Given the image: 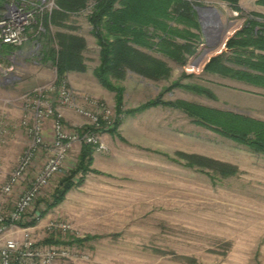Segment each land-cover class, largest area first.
I'll list each match as a JSON object with an SVG mask.
<instances>
[{"label": "rangeland", "instance_id": "374dc122", "mask_svg": "<svg viewBox=\"0 0 264 264\" xmlns=\"http://www.w3.org/2000/svg\"><path fill=\"white\" fill-rule=\"evenodd\" d=\"M52 1L45 0L41 10L33 8V22L24 43L0 54V121L4 120L2 112L13 107L19 110V117L5 120L18 123L22 104L17 99L55 79V62L42 55L50 46L45 40L44 19L55 8L49 10ZM196 1L199 6H213L219 11V25L223 29L228 26L218 48L197 67L191 65L207 48L200 29L202 43L184 66L144 50L168 65L169 76L152 81L127 71L119 78L109 77L111 90L93 75L99 65V47L87 17L94 0H87L84 10L65 21L73 30L49 27L50 37L63 32L85 40L81 52L85 71L67 72L64 80L78 104L98 116L107 109L112 124L98 130L106 146L104 152H96L101 156L95 167L100 174H87L81 187L73 188L68 199L47 211L30 230L41 244L51 238L59 243L45 245H67L84 254L85 259L75 264H264V153L196 125L181 109L164 105L183 101L264 122L263 88L203 72L208 60L225 50V42L241 28L257 0L254 6L252 0L238 1L240 12L224 1ZM12 86L16 90L8 93L6 89ZM49 98L54 101L53 95ZM156 99L163 104L136 111ZM90 100L96 106L84 104ZM53 105L68 129L86 126V119L71 109L56 102ZM11 123H5L6 139L0 142V186L29 140L21 127L12 129ZM49 128L47 124L46 141ZM75 146L66 162L68 173L77 162L80 144ZM183 154L212 159L230 168L220 173L197 164L188 166ZM102 161L109 167L102 166ZM66 175L58 174L47 185L35 203L37 211L45 209L44 202ZM13 201L14 196L0 195V210H10ZM31 214H26L24 222L31 220ZM52 221L64 222L69 229L50 232L46 226ZM86 235L95 239L81 246L68 243Z\"/></svg>", "mask_w": 264, "mask_h": 264}, {"label": "trees", "instance_id": "16d2710c", "mask_svg": "<svg viewBox=\"0 0 264 264\" xmlns=\"http://www.w3.org/2000/svg\"><path fill=\"white\" fill-rule=\"evenodd\" d=\"M220 1L227 2L235 11H241L239 0ZM53 2L55 8L44 19L45 40L50 46L42 55L55 62L56 79L60 81L64 80L67 72L85 71L81 52L86 42L80 36L63 32H56L50 37L49 27L73 30L65 21L70 15L84 10L87 0ZM256 4L264 6V0H257ZM199 5L196 0H94L87 21L99 47V65L93 70L99 84L111 90L113 87L109 77L119 78L127 71L152 81L167 78L170 74L168 65L144 50L159 53L184 66L202 43L195 11ZM0 49L1 54L14 47L1 45ZM203 72L264 89V15L249 12L241 28L225 42V50L211 57L204 65ZM174 85L177 86V83ZM206 94L213 97L208 92ZM117 103H120V98H117ZM159 104L163 103L156 99L136 111ZM164 105L181 109L196 125L209 128L253 152L264 153V122L183 101ZM93 152L90 145L82 143L75 167L58 181L50 200L44 202L45 209L37 212L38 219L19 223L18 226H35L47 211L63 202L71 189L81 186L87 174H100L91 168ZM183 155L189 160L188 166L197 164L220 173L230 168L205 157ZM93 239L95 236L86 235L72 238L68 243L81 246ZM44 243L59 242L49 238Z\"/></svg>", "mask_w": 264, "mask_h": 264}, {"label": "built area", "instance_id": "2783aa9c", "mask_svg": "<svg viewBox=\"0 0 264 264\" xmlns=\"http://www.w3.org/2000/svg\"><path fill=\"white\" fill-rule=\"evenodd\" d=\"M45 0H0V45L20 47L25 41L27 29L33 22L35 11ZM49 10L54 2L49 3ZM36 10V9H35ZM86 119L83 128L68 129L62 114L49 98ZM22 116L12 129L21 127L28 143L15 167L0 186V195L14 196L13 206L7 212L0 210V264H75L85 259L84 254L67 245H45L36 241L32 227H20L26 214L38 219L35 207L47 185L57 176L66 175L69 152L76 144L90 145L94 152H104L106 146L98 135L101 126H111L110 112L102 109L98 116L75 101L73 90L65 80L55 79L42 87L21 95ZM96 106V102H84ZM89 106V107H91ZM49 124L50 139H45V126ZM0 121V142L5 141L7 127ZM104 127V128H105ZM40 160H36L37 156ZM50 232L65 233L69 226L52 221L46 226Z\"/></svg>", "mask_w": 264, "mask_h": 264}, {"label": "water", "instance_id": "95a60500", "mask_svg": "<svg viewBox=\"0 0 264 264\" xmlns=\"http://www.w3.org/2000/svg\"><path fill=\"white\" fill-rule=\"evenodd\" d=\"M195 11L202 35L205 38V45L207 47L192 62L191 65L197 67L204 56L212 53L218 48L221 44V38L225 35L228 26H224L221 36H219V30L217 28V24L220 22L219 11L213 6H196ZM213 28L215 29L214 31ZM211 38L214 39L212 40Z\"/></svg>", "mask_w": 264, "mask_h": 264}, {"label": "crops", "instance_id": "0c3cea01", "mask_svg": "<svg viewBox=\"0 0 264 264\" xmlns=\"http://www.w3.org/2000/svg\"><path fill=\"white\" fill-rule=\"evenodd\" d=\"M240 2H241V0H239ZM254 2H255V0H252V4H253V6H254ZM249 12H254V13H258V14H264V7H262V6H259V5H257L256 7H254V8H251L250 10H249ZM16 86H12L11 88H7L6 90H8V93H12V92H14L15 90H16V88H15ZM11 91V92H10ZM5 109V108H4ZM66 110H68V109H66ZM66 112V111H65ZM69 112H70V110H69ZM2 114H3V122L4 123H11V121L9 120H5V119H11L12 121L13 120H16L19 116V110H18V112L15 110V108H10V109H5L3 112H2ZM67 114V113H66ZM68 115V114H67ZM11 124H13V123H11ZM15 141V142H14ZM18 141V139H12V142H14V143H16ZM11 142V143H12ZM76 147V146H75ZM75 147H74V149H75ZM4 148V147H3ZM73 149V150H74ZM79 151H80V147L78 148V154H79ZM0 155H2V154H0ZM77 157H78V155H77ZM92 157H93V162H92V166H91V168H93V169H95V170H97V168H95V167H97L96 166V163L98 162V161H100V158H101V156H100V154H98V153H96V152H93V154H92ZM18 158H19V156L18 157H16L14 160H18ZM0 160H3L2 158H0ZM36 160L38 161V160H40V156L38 155L37 156V158H36ZM16 163H17V161H16ZM101 163H103V165L102 166H104V167H109L108 165H107V163H105V161H102ZM0 164H1V161H0ZM86 180H84V182H85ZM84 184V183H83ZM82 184V185H83ZM81 185V186H82ZM81 186H79V187H81ZM78 188V187H77ZM72 190V189H71ZM70 190V191H71ZM69 191V192H70ZM69 192L66 194V196H65V199L63 200V202L66 200V199H68L67 198V195H69ZM62 202V203H63ZM61 203V204H62Z\"/></svg>", "mask_w": 264, "mask_h": 264}, {"label": "bare ground", "instance_id": "6f19581e", "mask_svg": "<svg viewBox=\"0 0 264 264\" xmlns=\"http://www.w3.org/2000/svg\"><path fill=\"white\" fill-rule=\"evenodd\" d=\"M219 24H220V22L217 24V28H218V30H219V36H221V32H222V31L220 32V29H223V28H222L223 26H221V25H219ZM213 29H214V28H213ZM214 30H215V29H214ZM226 34H227V31L225 32V35H226ZM204 57L207 58V57H208V54H207V56H204ZM204 57H203V58H204Z\"/></svg>", "mask_w": 264, "mask_h": 264}]
</instances>
